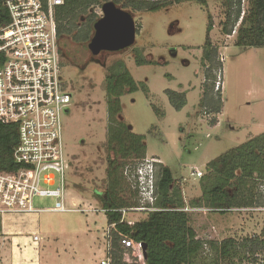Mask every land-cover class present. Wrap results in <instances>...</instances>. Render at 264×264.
I'll list each match as a JSON object with an SVG mask.
<instances>
[{"label": "rangeland", "instance_id": "1", "mask_svg": "<svg viewBox=\"0 0 264 264\" xmlns=\"http://www.w3.org/2000/svg\"><path fill=\"white\" fill-rule=\"evenodd\" d=\"M247 6L248 0H242V15ZM122 9L133 13L136 26L140 25L132 46L94 55L88 44L70 38L61 42L62 46L69 43L78 58L85 61L79 65L66 63L63 70L65 84L73 95L64 134L70 161L66 173L69 198L81 204V208L92 205L101 209L97 191L103 192L108 185L105 144L109 105L105 73L116 62L124 61L141 88L122 96V111L117 118L129 124L134 132L146 136L145 157L157 158V162L160 158L169 165L174 177L182 182L184 198L190 202L201 194L200 179L208 162L264 132V47L236 44L241 17L232 34L224 32L226 0H209L207 6L190 0L157 11ZM95 11L102 14L101 6ZM209 15L214 23L212 42L218 46L223 61V67L217 66L210 79L203 64ZM136 56L151 62L139 64ZM215 81L214 95L220 89L223 110L213 125L210 119L214 114H206L200 100L206 83L212 86ZM167 89L185 92L187 102L182 109L173 106ZM125 179V188L134 190L132 181ZM34 204L54 205L55 198L36 197ZM88 212L44 214L41 220L42 224L74 221L82 232L85 224H91L102 232L108 226L104 212L86 216ZM189 214L190 224L205 241L228 237L241 241L262 235L264 228V209L240 208L220 213L196 207ZM147 216L145 211L125 214L130 223ZM206 248V254L197 264H248L242 252L218 262L208 244Z\"/></svg>", "mask_w": 264, "mask_h": 264}, {"label": "trees", "instance_id": "2", "mask_svg": "<svg viewBox=\"0 0 264 264\" xmlns=\"http://www.w3.org/2000/svg\"><path fill=\"white\" fill-rule=\"evenodd\" d=\"M108 1L136 12L157 11L169 4L190 0H65L64 4L57 8L56 14L60 43L63 39L70 38L77 43L88 44L94 35L95 23L102 17L95 8H102ZM194 1L207 6L209 0ZM5 2L6 0H0V23L3 24L10 20ZM226 5L228 10L224 32L232 34L241 17L236 31V44L264 47V0H248L243 15L242 0H226ZM209 18L203 64L210 79L217 66L223 67V61L220 59L218 46L212 42L211 31L214 23L211 15ZM139 31L140 25L137 27V32ZM64 46L61 43L64 66L66 63L84 64L85 61L78 58L69 43ZM136 61L139 64L151 62L140 56H136ZM105 77L106 99L109 105V127L105 144L108 185L103 192L97 191V198L108 224L116 223V228L111 230L110 236L111 263L140 264L125 260V253L129 249L121 242V234H124L146 244V264H197L199 258L206 254L207 244L211 252L215 253L218 262L234 258L242 252L248 264H264V228L262 235L245 237L241 241L234 237L221 241H205L198 237L196 229L190 224L189 214V211L196 207L220 213L233 208L264 207V189L261 188L264 184V132L208 162L200 179L201 194L190 202L184 198L182 182L174 177L170 166L161 161L155 162V209L145 211L148 212L145 219L127 222L125 214L128 211L124 213L123 210L137 207L139 202L137 190L125 188L127 184L124 168L127 165H137L146 159L147 143L144 134L134 132L131 126L118 119L117 115L122 111V96L138 91L141 85L134 79L124 61H118L109 67ZM215 83L216 81L212 86L206 83L200 100L205 113L214 114L210 119L213 125L217 124V116L223 109L220 89L214 95ZM146 89L143 88L144 91ZM166 93L177 110L186 105L185 92L167 89ZM156 110L159 111L157 108ZM160 114L165 115L163 112ZM18 141V126L0 120V170L14 171L20 167L14 157ZM143 162L145 166L147 163Z\"/></svg>", "mask_w": 264, "mask_h": 264}, {"label": "built area", "instance_id": "3", "mask_svg": "<svg viewBox=\"0 0 264 264\" xmlns=\"http://www.w3.org/2000/svg\"><path fill=\"white\" fill-rule=\"evenodd\" d=\"M64 2H5L10 20L0 23V120L18 126L19 141L14 157L20 167L14 171L0 170L1 215L25 216L94 209L81 208V204L68 200L66 173L70 161L66 154L64 134L65 118L73 95L63 76L64 65L56 20L57 8ZM219 84L220 81L217 89L220 88ZM143 161L147 163L145 166ZM143 161L124 168V175L132 181L134 190L138 192L139 202L137 207L124 209V213L155 209L157 194L154 163L157 158ZM261 187L264 189V184ZM36 197H54L55 204L35 205ZM115 228L116 223L108 226V246L101 264H112L110 236L111 230ZM121 236L123 246L129 249L125 253V260L146 264L143 243L124 234ZM34 238L38 239L39 236L35 235Z\"/></svg>", "mask_w": 264, "mask_h": 264}, {"label": "crops", "instance_id": "4", "mask_svg": "<svg viewBox=\"0 0 264 264\" xmlns=\"http://www.w3.org/2000/svg\"><path fill=\"white\" fill-rule=\"evenodd\" d=\"M68 200L73 199L68 195ZM87 206L95 210H90L86 216L104 212ZM44 214L64 213L0 214V264H101L108 246V223L102 232L85 224L82 232L74 221L42 224ZM105 218L107 220L106 214ZM35 235L39 238L35 239Z\"/></svg>", "mask_w": 264, "mask_h": 264}, {"label": "water", "instance_id": "5", "mask_svg": "<svg viewBox=\"0 0 264 264\" xmlns=\"http://www.w3.org/2000/svg\"><path fill=\"white\" fill-rule=\"evenodd\" d=\"M95 31L88 47L94 55L102 51H119L135 42L137 26L133 15L113 1L102 6V17L95 23ZM146 258L147 246L143 244Z\"/></svg>", "mask_w": 264, "mask_h": 264}]
</instances>
